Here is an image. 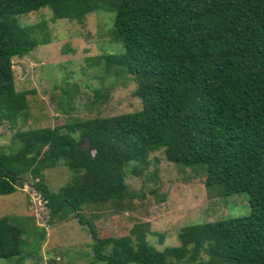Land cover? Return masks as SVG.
Listing matches in <instances>:
<instances>
[{
	"label": "trees",
	"instance_id": "obj_1",
	"mask_svg": "<svg viewBox=\"0 0 264 264\" xmlns=\"http://www.w3.org/2000/svg\"><path fill=\"white\" fill-rule=\"evenodd\" d=\"M43 8L54 21L81 24L98 9L114 13L112 34L123 52L101 60L107 70L118 67L133 78L142 109L17 131L18 149L0 151V195L14 193L28 175L49 209V223L71 213L84 224V207L128 196L129 164L141 175L150 154L162 150L168 162L200 173L206 188L245 193L250 215L184 229L182 245L163 251L147 242L146 225L106 239L89 225L94 260L264 264V0H0V126H14L27 112L32 91L15 89L12 59L49 37L44 23L21 27L18 18ZM59 162L73 181L51 193L43 172ZM29 236L33 249L26 256L38 250L45 229ZM21 237L18 226L0 218V260L17 257L20 264Z\"/></svg>",
	"mask_w": 264,
	"mask_h": 264
},
{
	"label": "rangeland",
	"instance_id": "obj_2",
	"mask_svg": "<svg viewBox=\"0 0 264 264\" xmlns=\"http://www.w3.org/2000/svg\"><path fill=\"white\" fill-rule=\"evenodd\" d=\"M113 17V12L98 9L82 24L54 21L51 12L43 8L18 18L21 27L44 23L49 43L12 59L15 89L32 93L27 97L24 117L14 126L7 122L0 126V151L18 149L14 140L17 131L54 128L74 120L142 109L133 78L118 67L107 70L101 60L104 54L123 52L112 34ZM134 167L131 163L125 168L128 196L118 204L84 207V224L71 213L58 214L49 223V209L28 175L14 193L0 195V218H8L22 230L20 264H102L93 258L89 225L99 239L126 236L133 226L146 225L147 242L163 251L182 245L184 229L251 213L245 193L225 195L219 187L206 188L200 173L168 162L162 150L150 154L149 165L141 175L133 173ZM43 175L51 193L70 184L74 177L63 162ZM34 228L45 229V237L38 250L26 256L33 249L28 244L32 241L29 231ZM201 258L207 259L205 255ZM16 260L1 259L0 264H16Z\"/></svg>",
	"mask_w": 264,
	"mask_h": 264
}]
</instances>
